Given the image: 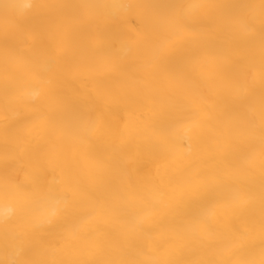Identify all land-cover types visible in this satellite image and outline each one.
I'll return each instance as SVG.
<instances>
[{
  "label": "bare ground",
  "instance_id": "6f19581e",
  "mask_svg": "<svg viewBox=\"0 0 264 264\" xmlns=\"http://www.w3.org/2000/svg\"><path fill=\"white\" fill-rule=\"evenodd\" d=\"M92 5L114 0H34L37 5ZM154 3L155 0H142ZM177 3L246 4L245 14L259 27L260 5L264 0H176ZM106 38L119 35L133 55L121 62L123 72L114 73V63L88 50L86 27L74 28L67 62L51 74L54 97L44 95L45 86L17 59L10 49L18 48L31 58L34 41L22 37V28L43 30L54 51L60 47L59 36L64 17L52 8L37 7L29 12L0 6V261L15 256L23 264H90L97 260H130L143 264H189L196 260L227 261L243 241L233 237L229 217L217 210L214 220L220 231L203 236V243L190 244L184 238L187 227L180 211L186 192L196 181V170L212 163V157L232 146L230 133L237 121L233 111L237 74L259 68L261 49L258 40L249 47L202 52L190 64L180 84L156 76L142 66L136 53L142 49L139 33L143 20L139 11H120V19H108L112 10H89ZM200 9L199 14L206 12ZM94 38V37H93ZM113 51L120 43H112ZM15 84L11 97L4 95L6 82ZM255 107L252 115L259 121V81L255 82ZM57 110L69 118H81L83 139L62 134L58 128L69 127L63 119L46 124L41 113L55 115ZM162 124L173 133L160 143L149 145ZM17 130L34 153L46 146L50 166L40 174V190L26 182L27 160L5 158L14 145L5 143L4 128ZM92 134L88 136V129ZM191 137L197 144L195 165L187 155ZM185 137V138H182ZM249 155L250 179H258L264 146L240 144ZM113 149L126 161V171L117 182L115 198L105 194L101 177L102 162ZM10 181V182H9ZM50 184L73 192L83 185L97 199L85 198L73 214L57 221L63 204L53 205L43 198ZM58 209L53 216V208ZM142 226V227H141ZM203 235V234H202ZM253 258L261 259L258 249Z\"/></svg>",
  "mask_w": 264,
  "mask_h": 264
},
{
  "label": "snow or ice",
  "instance_id": "6c2138e0",
  "mask_svg": "<svg viewBox=\"0 0 264 264\" xmlns=\"http://www.w3.org/2000/svg\"><path fill=\"white\" fill-rule=\"evenodd\" d=\"M57 10L63 17L62 32L59 36L60 47L54 51L47 43V35L43 30L22 28L20 35L34 41L35 47L28 58L18 48L10 51L45 86L44 95L49 100L54 97L51 85V74L54 70H61V61L67 62L74 37V28L86 27L89 39L88 50L95 55L105 57L114 63V73L119 76L123 72L121 62L133 55L132 48L122 42L119 35L106 38L101 26L92 18L89 11L96 5L81 2L76 5L49 4L41 5ZM246 4L216 5L212 3L181 4L176 0H155L154 3H144L142 0H114L112 11L108 19L118 21L120 11H139L143 20V27L139 33L142 38V49L135 55L142 61V66L150 69L156 76L171 79L180 84L187 76L192 63L202 52L223 49L226 42L223 35L228 36L227 43L234 49L249 47L258 40L261 49L259 68H250L246 74H237L235 87V103L233 111L237 121L230 133L232 146L226 148L222 154L212 157V163L196 170V181L187 190L185 200L180 209L183 219L187 223L183 235L190 244L203 243V236H216L220 231L219 224L214 220L217 210L223 206V211L229 217L230 234L243 241L240 249L234 255L235 259L227 261L196 260L189 264H264V160H261V172L258 179H250L247 167L249 155L246 148L240 144L253 145L258 142L264 146V2L260 5L259 27L254 18L245 12ZM200 9H206L202 15ZM94 37V38H93ZM120 43V47L113 51L112 43ZM259 81V121L252 115L255 107V82ZM15 91V84L11 81L4 86V95L11 97ZM46 124H52L63 118L69 127L58 128L62 134L84 138L82 136L81 118L63 116L59 110L55 115L41 113L38 117ZM173 133L170 125L162 124L158 135L150 138L149 145L159 149L160 143ZM92 128L88 129V136ZM5 143L14 145V149L6 150L5 158L27 160L24 169L26 182L40 190L38 180L40 174L50 166L49 149L41 146L38 153L27 147L20 137L18 130L13 133L8 125L4 128ZM185 138V137H182ZM189 140L187 155L193 158V163L187 169L189 173L196 167L195 160L197 144ZM102 162L105 174L101 183L105 194L115 198L117 182L126 171V161L120 156L119 149H113ZM10 182V181H9ZM43 198L53 205L63 204L59 209L57 221L77 211L85 198L97 199L96 194L83 185H76L73 192L60 190L56 184H50L43 191ZM58 209L53 208V216H57ZM142 227V226H141ZM203 234V235H202ZM258 249L261 259L253 258ZM12 264H23L21 261ZM32 264H41L36 261ZM90 264H143L130 260H97ZM180 264V262H176Z\"/></svg>",
  "mask_w": 264,
  "mask_h": 264
},
{
  "label": "clouds",
  "instance_id": "9594fccd",
  "mask_svg": "<svg viewBox=\"0 0 264 264\" xmlns=\"http://www.w3.org/2000/svg\"><path fill=\"white\" fill-rule=\"evenodd\" d=\"M112 3H105V4H97L96 7L93 9L97 10H112ZM0 6L4 7L5 10L15 8L21 12H29L34 10L41 5H37L34 3V0H0ZM12 209H2L0 210V216H6L11 213ZM20 261L15 256H11L3 261H0V264H12V262Z\"/></svg>",
  "mask_w": 264,
  "mask_h": 264
}]
</instances>
